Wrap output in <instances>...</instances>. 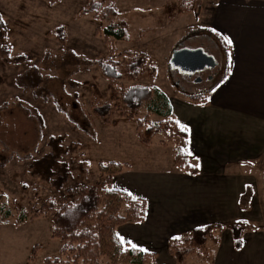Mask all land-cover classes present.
<instances>
[{"label": "rangeland", "instance_id": "374dc122", "mask_svg": "<svg viewBox=\"0 0 264 264\" xmlns=\"http://www.w3.org/2000/svg\"><path fill=\"white\" fill-rule=\"evenodd\" d=\"M90 1L0 0V264L64 259L61 242L52 237L53 216L63 203L77 200L81 187L102 189L106 177L100 164H128L123 170L128 173H133V161L142 162L136 172L146 173L149 158L163 167L173 165L174 144L167 135L155 136L147 147L137 133V120L163 118L146 108L128 109L122 101L126 90L154 86L176 101L210 93L226 70L214 38L200 35L187 16L196 14V6L186 14L182 11L189 6L180 8L183 0H97L114 5L118 14L111 23L126 21L131 32L129 42L114 43L112 54L98 32L110 22L79 15ZM177 49L206 50L218 65L217 74L210 66L202 81L185 80L170 66ZM139 53L148 55L147 64L140 77L130 79L127 68ZM100 60L118 62L122 78L107 79ZM208 74L212 78L206 80ZM107 104L106 115L96 112ZM246 169L256 180L250 194L240 199L248 211L246 252L254 249L258 256L264 254V239L259 238H264V161ZM217 226L205 246H195L186 264L231 262L225 258L230 255V225ZM190 238L179 241L192 246ZM35 246L39 248L31 259ZM165 259L155 255L149 264H164ZM102 264L110 263L103 259Z\"/></svg>", "mask_w": 264, "mask_h": 264}, {"label": "crops", "instance_id": "0c3cea01", "mask_svg": "<svg viewBox=\"0 0 264 264\" xmlns=\"http://www.w3.org/2000/svg\"><path fill=\"white\" fill-rule=\"evenodd\" d=\"M193 15L187 14L195 30L214 38L226 60L219 85L206 101L169 97L188 134L181 146L197 172L175 162L163 167L149 158L146 173L136 172L142 162L133 161V173L123 171L112 184L147 203L145 219L119 226V237L155 254L156 260L166 258L164 264H175L172 239L188 238L213 224L223 228L235 220L249 221L240 199L256 180L246 168L264 161V0L206 1ZM230 237L229 264H264V254L246 252V231L240 249L231 231Z\"/></svg>", "mask_w": 264, "mask_h": 264}, {"label": "trees", "instance_id": "16d2710c", "mask_svg": "<svg viewBox=\"0 0 264 264\" xmlns=\"http://www.w3.org/2000/svg\"><path fill=\"white\" fill-rule=\"evenodd\" d=\"M186 5L189 7L182 13L194 11L196 6L195 13L198 14L200 5H193L192 0H183L180 8L183 9ZM87 14H94L97 20L110 22L103 30L98 28V32L103 33L110 53L116 52L114 46L116 41L131 40V32L126 21L111 23L118 14L114 5L104 6L97 0H91L79 11L80 16ZM3 26L0 17V36L4 32ZM63 33L64 29L59 28V35ZM147 59L146 53L133 56L127 68L130 79L138 78L143 74ZM118 64L113 60L98 61L101 73L111 81L122 78ZM208 94L191 95L189 98L195 102H202L207 100ZM122 101L132 112L146 108L149 114L163 118L160 122H154L148 116L137 120V133L141 144L148 147L155 136L167 135L168 141L174 144L173 154L176 165L191 174L197 172V169L189 163V157L180 145L188 134L178 124L170 98L165 92L158 87L137 85L124 92ZM109 110L110 106L107 104L96 112L106 115ZM128 166L118 161H112L106 165L100 164V171L106 177L102 183V189L98 185L81 187L74 203L65 202L60 206L53 216L52 237L61 242L60 253L64 259H47L45 264H102L103 259H107L110 264H149L154 260L155 254L138 248L133 250L132 246L125 243L117 233L119 226L140 223L145 219L146 214L145 199L115 189L112 185L114 176L122 173ZM0 210L3 212L2 208ZM21 220H24V217ZM217 227L213 224L195 229L190 238L191 243L194 244L192 246H183V242L179 239H172L170 252L176 264H186L187 257L194 252L195 246H205ZM229 229L235 247L240 249L247 223L234 222L230 224ZM38 248L35 246L31 259L35 258Z\"/></svg>", "mask_w": 264, "mask_h": 264}, {"label": "water", "instance_id": "95a60500", "mask_svg": "<svg viewBox=\"0 0 264 264\" xmlns=\"http://www.w3.org/2000/svg\"><path fill=\"white\" fill-rule=\"evenodd\" d=\"M212 61V57L204 49H177L170 58V66L176 73L181 74L185 80L199 82L202 81L201 75L205 74L210 66H216L217 68L218 65L212 64ZM216 68L215 74H217ZM208 75L206 80L212 78V74Z\"/></svg>", "mask_w": 264, "mask_h": 264}, {"label": "snow or ice", "instance_id": "6c2138e0", "mask_svg": "<svg viewBox=\"0 0 264 264\" xmlns=\"http://www.w3.org/2000/svg\"><path fill=\"white\" fill-rule=\"evenodd\" d=\"M228 43H231V41L229 40ZM245 223H247V221H245ZM121 239H123V238H121ZM177 239H179V238L177 237ZM128 243H131V241H128ZM136 247H137V246H136L135 244H132V248H133V250H135ZM145 251H146V250H145Z\"/></svg>", "mask_w": 264, "mask_h": 264}, {"label": "flooded vegetation", "instance_id": "af4514ba", "mask_svg": "<svg viewBox=\"0 0 264 264\" xmlns=\"http://www.w3.org/2000/svg\"><path fill=\"white\" fill-rule=\"evenodd\" d=\"M214 68H216V66Z\"/></svg>", "mask_w": 264, "mask_h": 264}]
</instances>
